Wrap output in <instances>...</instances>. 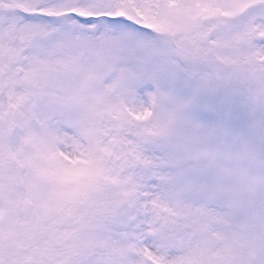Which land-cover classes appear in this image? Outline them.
Instances as JSON below:
<instances>
[{"label": "snow or ice", "instance_id": "6c2138e0", "mask_svg": "<svg viewBox=\"0 0 264 264\" xmlns=\"http://www.w3.org/2000/svg\"><path fill=\"white\" fill-rule=\"evenodd\" d=\"M0 264H264V0H0Z\"/></svg>", "mask_w": 264, "mask_h": 264}]
</instances>
